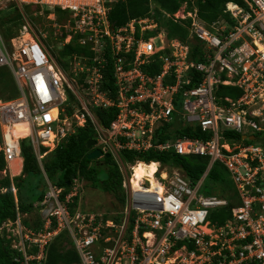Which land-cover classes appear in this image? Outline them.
<instances>
[{"label":"built area","instance_id":"built-area-1","mask_svg":"<svg viewBox=\"0 0 264 264\" xmlns=\"http://www.w3.org/2000/svg\"><path fill=\"white\" fill-rule=\"evenodd\" d=\"M17 1L69 11L79 44L94 56L89 63L74 54L65 67L25 27L9 49L0 36V68L10 71L18 90L13 98H0V153L6 165L20 159V142L28 140L41 167L49 153L88 123L95 148L117 162L125 194L115 220L81 209L78 180L65 195L46 180L41 229L24 226L20 216L4 226L12 230L6 238L14 233L9 239L23 254L22 264H44L47 247L62 233L79 264H264V0L226 3L225 16L211 24L196 11L166 15L189 20L188 39L200 43V61L191 60L188 41L169 40L164 30L146 37V31L158 28L154 19L131 20L112 29L109 0ZM106 49L114 59V101L101 91ZM128 54L133 58L126 63ZM153 62H159V73H144L142 67ZM221 87L236 89L239 96L220 97ZM111 107L117 115L103 128L94 110ZM168 125L167 134L192 126L209 139L157 142V131ZM227 133L240 135L242 141L229 140ZM150 150L208 157L207 169L191 183L177 169L156 163L152 177L134 186L132 170L139 163L131 165L127 176L118 154ZM215 163L233 179L237 206L201 194ZM11 192L15 194L13 187ZM76 197L77 206L70 210ZM220 210L229 214L222 223L212 218ZM33 248L36 253L29 254Z\"/></svg>","mask_w":264,"mask_h":264},{"label":"trees","instance_id":"trees-1","mask_svg":"<svg viewBox=\"0 0 264 264\" xmlns=\"http://www.w3.org/2000/svg\"><path fill=\"white\" fill-rule=\"evenodd\" d=\"M229 2L243 3L242 0H194V4L192 5L188 0H118L110 6L108 21L112 29H117L124 27L131 20L151 17L158 24V27L164 30L167 39H178L184 43L188 41L191 60L200 61V43L196 40L190 41L188 39L187 26L189 20L174 21L171 18H167L166 15L175 14L183 4H186L185 12L196 11L199 19L206 24H211L218 18L225 16L223 11L226 3ZM30 8H35L38 14L41 11L39 10L41 8L37 5H24L19 8L15 4L8 10L17 9L19 12L15 17L7 16L3 12L0 13V36L7 47L10 46L11 39L18 36L11 30V25L18 23L17 26L20 29L21 24L25 20L24 14L30 16L33 12ZM40 13V17L45 20L52 13L60 20L63 12L59 8H55L54 12L44 10ZM64 14L65 16L69 15L67 12ZM47 34L53 37L51 31L47 32ZM146 34L145 36L147 37L155 33L149 32ZM66 35L67 32L63 31V34L58 38L60 39L59 41L62 42ZM138 36L137 33L136 37ZM79 40L80 37L74 35L70 43L64 45L59 52L60 60H62L61 62L65 67L67 64L63 60H67L69 56L74 54L79 59L86 57L89 59V63H92L94 55L88 51V47L80 45ZM125 57L126 63H129L133 58L131 54ZM103 60L101 65L103 77L101 91L106 92L108 99L114 101L117 92L114 77V59L111 57L108 49L103 53ZM2 69L6 71L5 74L7 75L8 82L6 83L7 87L3 88L4 91L0 89V98H13L18 94L14 79L7 68L1 67L0 70ZM125 69H129V67H125ZM142 71L148 75H156L160 71V64L159 62L150 63L143 66ZM198 82L193 83L192 86ZM218 95L234 99L239 96V91L230 87H221ZM94 112L103 128H108L117 115V110L114 107L95 109ZM171 126H164L157 131V142H164L173 134L177 138L188 137L203 141L209 139L207 134L203 133L200 128L192 126L180 127L179 130L167 134L166 132L170 130ZM225 136L229 140L242 141L241 136L238 134L227 133ZM95 137L90 124L87 123L83 127L77 128L72 135L62 141L55 150L44 158L42 168L47 180L52 185L65 189L63 195L68 192L70 184L74 180H78L80 183H86L91 188L112 196L117 206L116 212L119 215L125 203V194L122 189V175L116 161L111 156L109 158L105 157L107 154H103L98 160H89L87 158L92 148L87 149L86 144L88 141L94 140ZM20 148L23 158L21 175L14 178H10L8 175L0 177V227L4 222L14 218L16 213L19 212L20 214H26L28 217L23 220V224L26 227L39 231L43 222L37 211L44 199L45 180L29 145V141L22 140ZM43 151L45 150L43 149ZM118 157L124 164L133 165L140 162L145 166H149L151 163H159L162 167L177 169L191 183H195L201 178L207 169L209 161L208 157L179 156L172 151L155 152L153 150L146 153L121 151ZM102 168L106 173V179H102L100 175ZM4 169L5 162L3 155L0 153V172ZM222 170L226 171L221 164L215 163L206 178L213 182L220 181L219 177ZM12 187L15 189V195L10 191ZM77 202L78 200L75 199L74 203L69 204V209L73 210L77 206ZM226 210L217 211V213L213 214L212 218H217L219 223H222L229 215ZM114 219L117 220L118 216ZM11 242L12 239L8 240L5 232L0 231V264L23 263V254L18 249L13 248ZM47 248L44 264H79L77 254L70 245L66 233L60 234ZM28 253L35 254L36 249L33 248ZM29 264H38V262L34 260L29 262Z\"/></svg>","mask_w":264,"mask_h":264},{"label":"rangeland","instance_id":"rangeland-1","mask_svg":"<svg viewBox=\"0 0 264 264\" xmlns=\"http://www.w3.org/2000/svg\"><path fill=\"white\" fill-rule=\"evenodd\" d=\"M108 1V0H106ZM110 3H106L107 7H110L112 4H114L116 1L118 0H109ZM191 2V4H194V0H188ZM18 6L19 8H21V6H24V4H19V2L16 0H0V13L3 12V14L7 15V16H12L15 17L16 14L19 12L17 9L8 11L9 9L12 8V5ZM185 7L186 4H183L180 8V10L178 12L180 13H185ZM55 8L57 7H45V9H39L42 11H46L49 10L50 12H54ZM33 12L30 14V16L25 15L24 14V21L21 24V28L19 29V27L17 26L18 23H16V25H11L12 26V31H14V34L17 36H20L21 33H24L25 30L23 29V27L26 28V30L33 35L34 38L41 40L40 43L48 50L50 56L58 63L61 65V61L60 60V54L59 52L61 51V49L63 48L64 45L69 44L70 41L72 40L74 35H78L79 34H74V28L75 25H73L72 23V16L70 15H66L64 13H68L69 11H65L62 10L61 8H59V10L62 13V18L60 20L57 19V17H55V15L52 13L50 15L47 16V19L45 20L44 18L40 17L41 13L35 10V8H30ZM69 14V13H68ZM150 19H152L151 17H148ZM150 22V21H149ZM149 24V23H148ZM160 27L156 28L155 30L152 31H146V33H155V32H162ZM51 31L53 37L48 36L47 32ZM63 31L67 32V37L65 38V40L63 39V41H59L60 36L63 34ZM145 33V34H146ZM165 33V32H164ZM42 35H46L48 37V39L46 38V40H42L41 36ZM81 36V35H80ZM71 38L70 41H67V39ZM191 41V40H190ZM189 41V42H190ZM80 43V42H79ZM10 48V46H8V49ZM64 62L67 63V60H63ZM5 69L0 70V89L1 91L3 90V88L7 87V82H8V78L7 75L5 74ZM65 73L68 77V79L72 78V75L70 73L69 70H65ZM70 81V80H68ZM4 91V90H3ZM20 131V130H19ZM24 134V133H22ZM175 139H177V137L173 134L170 136L169 140L170 141H174ZM112 157V156H111ZM116 157V155H115ZM114 158V157H113ZM117 163V162H116ZM122 164V163H121ZM123 168L122 170L127 174V176H129L130 173V167L131 164H122ZM138 164L134 167L137 168ZM158 170L162 171L163 168ZM133 172V170H132ZM3 173L0 172V177H2ZM15 175V174H13ZM100 175L102 177V179H106V173L103 170V168L100 171ZM220 181H216L213 182L209 179H205V182L202 186L201 189V194L204 196H214V197H218V198H226L229 200L230 204L233 206H237L238 205V199H237V195H236V187L235 184L233 182V179L231 178V176L229 175V173H227V171L222 170L221 171V175H220ZM78 194L80 196V202L82 204L81 209L87 212H91L90 214H94V213H99L103 216H106L107 218H115V211L117 206L116 203L114 201V199L112 198V196L102 193L98 190H95L93 188H91L88 184L86 183H80L78 181ZM134 186L137 185V183L133 184ZM78 196V197H79ZM78 197L77 200H78ZM7 226V225H6ZM7 228V227H6ZM11 229H6V232H11ZM14 233H10V236H13ZM10 236H7V238L9 239ZM69 241V240H68Z\"/></svg>","mask_w":264,"mask_h":264},{"label":"clouds","instance_id":"clouds-1","mask_svg":"<svg viewBox=\"0 0 264 264\" xmlns=\"http://www.w3.org/2000/svg\"><path fill=\"white\" fill-rule=\"evenodd\" d=\"M14 1H16V0H14ZM117 2V1H116ZM115 2V3H116ZM19 4H24V5H37V6H39L41 9H45V6H41V5H38V4H32V3H20L19 2ZM178 12V11H177ZM185 12V11H184ZM185 13H187V12H185ZM46 36V35H45ZM47 39H48V37H46ZM46 40V39H45ZM0 136H1V134H0ZM95 141V140H94ZM95 149H97V148H95V146L94 147H92V150H95ZM98 150V149H97ZM107 155H109V154H107ZM21 159H22V161H23V158H22V155H21V157H20V166H21ZM5 162V161H4ZM12 163V162H11ZM11 163H9V164H11ZM137 163H139V164H141L140 162H137ZM6 165V163H5V169L3 170V171H1L2 173L3 172H5V173H3V175L2 176H6V175H8L10 178H14V176L12 177V173H11V170H10V165ZM124 164V163H123ZM143 164V163H142ZM39 166V165H38ZM22 167H23V162H22ZM39 168H40V170H41V172H42V175H43V178H44V180H45V191H46V180H47V178H46V176H45V173H44V171H43V168H42V165H41V167L39 166ZM19 172H20V170H19ZM21 173H22V171H21ZM21 173L18 175V176H20L21 175ZM15 175H17V174H15ZM18 176H16V177H18ZM57 187V186H56ZM14 188V187H13ZM57 188H59V187H57ZM64 189V188H63ZM15 190V189H14ZM65 190V189H64ZM10 191H11V189H10ZM16 193V192H15ZM13 194V193H12ZM13 195H15V194H13ZM38 212V215H39V217H40V210H38L37 211ZM17 216H20L21 217V219H22V222H23V220L24 219H26V218H28L27 217V215L26 214H20L19 212H17L16 213V215H15V217L14 218H11L10 220H8V221H6V222H4L2 225H1V227H0V231H4L5 232V234H6V228L4 227L5 225H8V223L9 222H13L15 219H16V217ZM24 225V224H23ZM25 226V225H24Z\"/></svg>","mask_w":264,"mask_h":264},{"label":"bare ground","instance_id":"bare-ground-1","mask_svg":"<svg viewBox=\"0 0 264 264\" xmlns=\"http://www.w3.org/2000/svg\"><path fill=\"white\" fill-rule=\"evenodd\" d=\"M18 132H19V129H17L16 135L20 134ZM16 163H17V165L19 167L18 168V170H19L20 169V160L14 162V164H16ZM11 166H13V167H11L12 169H10L12 175L13 174H18L14 170V168L16 167V165L14 166L13 164H11ZM156 170H157L156 163H151V165H149V166H145L142 163L141 164H138L137 168H135V170L133 171V178H132L131 184L132 185L135 184V183L138 184L144 177L145 178L152 177V175L156 172Z\"/></svg>","mask_w":264,"mask_h":264},{"label":"water","instance_id":"water-1","mask_svg":"<svg viewBox=\"0 0 264 264\" xmlns=\"http://www.w3.org/2000/svg\"><path fill=\"white\" fill-rule=\"evenodd\" d=\"M252 139H253V138H251V140H252ZM94 146H95V141H94V140H90V141H88L87 144H86L87 149H91V148L94 147ZM102 156H103L102 152H101L100 150L95 149V150H92V151L88 154L87 158H88L89 160H98V159L101 158ZM105 157H106V158H109L110 155H105Z\"/></svg>","mask_w":264,"mask_h":264},{"label":"crops","instance_id":"crops-1","mask_svg":"<svg viewBox=\"0 0 264 264\" xmlns=\"http://www.w3.org/2000/svg\"><path fill=\"white\" fill-rule=\"evenodd\" d=\"M22 159H21V166H20V172H19V170H18V165H17V163L16 164H14V162H12L11 164H13L14 166L16 165V167L14 168V170L18 173L17 175H12V177L14 176V177H16V176H18L20 173H21V171H22ZM11 164H9L10 165V169H12L11 167H13V166H11Z\"/></svg>","mask_w":264,"mask_h":264}]
</instances>
